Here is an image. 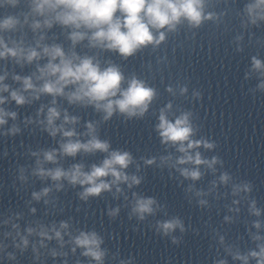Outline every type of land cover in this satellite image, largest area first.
Here are the masks:
<instances>
[{"label": "clouds", "instance_id": "9594fccd", "mask_svg": "<svg viewBox=\"0 0 264 264\" xmlns=\"http://www.w3.org/2000/svg\"><path fill=\"white\" fill-rule=\"evenodd\" d=\"M13 6L18 3V0H7ZM258 3H264V0H258ZM204 0H32V11L39 15L49 14L50 19L44 21L45 25L51 27L52 23H58L63 27L73 29L70 34V39L73 46L88 39L91 46L102 47L108 50L117 51L121 56L127 58L132 56L139 48L149 44L160 43L165 39L161 33L159 39H155L151 29L168 28L170 31L175 29L176 24L181 21V18L186 19L191 25L199 26L202 20V9ZM251 11V7L249 8ZM119 13V15H117ZM18 20L15 16H8L0 21V29H13ZM39 22L33 24V28H39ZM0 46H4V51H0V57L12 56L19 57L23 54L22 49H9L0 39ZM44 54L49 58V62L40 69L41 78L46 79L43 86L36 88L31 77L21 78L14 77L15 80L22 79L23 91L43 92L53 96L66 95L69 102H84L93 105L96 110L105 113L104 119L112 117L114 112L118 111L128 117L143 115L147 110L148 104L155 95L153 88L146 86L145 82L133 76L128 80V86L122 87L125 80L120 68L116 65H110L101 69L99 63H94L90 57L83 59L76 57H68L63 49L56 45L45 47ZM39 58V53L35 50H30L26 59L29 63L33 59ZM59 61L58 63L56 61ZM78 60L79 62H75ZM254 67L259 69L262 67L259 60L253 61ZM54 78V79H53ZM5 77L0 76V85H2ZM72 86L74 91L65 93V88ZM9 91L8 85L0 86V92ZM11 99L17 105H23L27 101L20 91L12 90L10 92ZM5 102V98L0 96V104ZM5 116H11L15 119L16 113L5 112L0 108V125L6 123ZM59 113L55 108H50L48 112V124L53 125V122L58 118ZM67 116L65 120L67 121ZM160 123L157 126L164 142L180 143L179 151L185 152L183 142L189 141L192 132L188 125L187 114L181 118L170 122L163 111L159 117ZM89 131H93V126L88 125ZM55 127L51 128V134L55 135ZM13 132L18 131L15 127ZM65 137H72L74 132L65 131ZM199 142H188V148L196 146ZM109 144L96 138L94 135L87 143L79 141H69L62 145V150L65 155L75 156L79 151L86 152H107ZM46 159L53 161L54 154L46 153ZM131 156L128 152L112 151L108 158L104 159L102 165H93L90 172L82 171V166L76 165L70 171L55 169L42 175H49L54 181L67 179L71 184H79L86 186L80 194L82 199L89 196H99L102 191L109 190L110 184L104 178L111 175L114 179L112 183L117 181L127 180L128 177L123 171L131 162ZM192 160V157H187ZM181 163L184 162L182 159ZM199 155L195 158V163L200 164ZM185 175H191L193 179L199 178L200 173L193 171L185 172ZM134 183H139L135 177L132 178ZM48 189H44V194H47ZM39 199L37 193L33 194ZM154 203L152 199H140L134 209L140 214L151 213L153 211L151 205ZM179 225L178 220L164 222L161 227L167 233ZM62 227H67L62 224ZM59 237L60 233L57 232ZM101 240L95 232H81L75 238V244L86 249L84 255L91 256L96 261H100L103 257V252L100 251L99 245ZM253 257H261L258 264H264V247H261L259 253L252 252Z\"/></svg>", "mask_w": 264, "mask_h": 264}]
</instances>
